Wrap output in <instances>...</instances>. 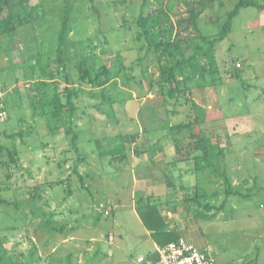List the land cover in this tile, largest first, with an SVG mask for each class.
<instances>
[{"label": "rangeland", "instance_id": "obj_1", "mask_svg": "<svg viewBox=\"0 0 264 264\" xmlns=\"http://www.w3.org/2000/svg\"><path fill=\"white\" fill-rule=\"evenodd\" d=\"M236 2L13 0L12 10L21 21L27 20L0 40V81L9 112L0 123V264H139V254L154 253L146 251L152 247L133 213V173L129 161L120 157L122 150L116 149L121 138L115 137L138 131L137 102L124 91L125 85L136 93L162 96L158 83L165 55H145L144 37L137 36L141 13L150 18L157 41L200 55L204 77L194 78L190 86L216 85L228 115H244L250 109L257 140L245 137L235 146L251 151L259 144L264 138V109H259L264 101L257 100H264V8L241 7L227 36L213 47L208 43ZM65 14L71 33L63 70L57 46ZM179 40H184L182 48ZM140 57L145 59L136 65ZM83 62L135 68L127 73L122 68L121 76L103 92L94 88L82 94L72 122L67 110L62 120L33 115L32 105L41 96H52L67 82L76 84ZM43 66L50 77H43ZM174 99L166 96L148 105L155 109L156 123L189 120L195 107L188 89ZM251 99L257 100L255 106H250ZM147 108L138 116L143 128L153 124L145 115ZM72 130L78 133L76 144ZM100 150L109 154L101 155ZM237 150L229 160L228 177L240 175L237 189L247 196L237 194L235 207L217 197V207L207 215L210 221L203 224L210 243L205 249L217 264H264V167L255 164L252 151L243 154L246 163L238 167ZM9 151L15 152L14 161ZM73 234L76 240H67Z\"/></svg>", "mask_w": 264, "mask_h": 264}, {"label": "crops", "instance_id": "obj_2", "mask_svg": "<svg viewBox=\"0 0 264 264\" xmlns=\"http://www.w3.org/2000/svg\"><path fill=\"white\" fill-rule=\"evenodd\" d=\"M244 67L245 64L243 62V69ZM189 84L190 81L187 82L189 87L188 94L190 102L195 104V108H192V113L187 116L189 119L197 118L201 121L200 132L211 140L214 147L223 149L220 166L226 169L228 175L229 160H231V156H237L236 150L238 148L235 145L239 144L245 137L250 138V140H257L254 135L256 126L254 116L250 114V109L249 114L228 115V112L222 108L220 93L217 86L213 83L207 86L199 84L195 87ZM87 90L89 88L84 87V95ZM124 91H130L133 100L135 103L137 102L135 117L138 131H128L125 134H117L115 137L120 136L126 154L124 160L127 159L129 161L127 166H130L133 173L131 196L133 206H135L133 213L137 221L142 225L145 236L148 237L147 242L152 247L146 251L150 253L154 250L155 253L158 244L151 237L150 231L144 226L137 212L139 201L143 204L146 202L155 203L165 219L167 229L175 232L178 237L184 238L199 248L209 247V239L203 224H207L210 221L207 215H210L209 211L211 209L217 207L216 199L218 196L221 200H226L227 204L231 203L235 207L233 202L236 200L234 198L237 197V194H244L243 191L237 189L239 181H241L240 175H233L234 178L230 180L232 190L237 193L227 196L222 177H217L209 171H198L196 169L195 157L200 152L190 151L188 143L191 139H188L187 142V131L177 133L175 130L172 131L154 120L155 109L151 110V108L147 107L154 101H157V103L165 101V97H158L156 94L152 96L151 92L147 94L144 92L136 93L133 87L129 88L126 85ZM262 93L264 94V88ZM257 100L260 102L264 101L260 98H257ZM257 100L253 99L250 102V106H255ZM247 102H249L248 97ZM76 104L78 110L79 100ZM184 106L189 107V105ZM260 107V111L264 109V105ZM145 108H147L145 115L149 116L151 123H153L148 128H143L142 124L139 123L138 117L141 112L143 115L144 110L142 111V109ZM168 109L170 108L168 107ZM76 111L72 112L69 118L76 119ZM164 111L168 112L166 108ZM261 139L259 138L260 142L258 141V145L251 148L253 155L251 157H253L255 164L263 165L264 167V138ZM179 145H182L183 152L186 153L181 158L177 155V146ZM246 151L251 152L246 147L237 150L240 157L239 161H237L238 167L242 166L243 162L246 163L243 158V154ZM244 181L246 182V179ZM72 194L74 193L71 192L70 195ZM227 204L225 206L222 205L223 207H221L222 209L219 208V212L224 210ZM107 211L109 212L108 214L104 212L106 215L111 214L109 210ZM216 217L215 215L210 219ZM69 239L72 241L76 240V236L73 234L67 238V240ZM141 255L144 254H139L138 256Z\"/></svg>", "mask_w": 264, "mask_h": 264}, {"label": "trees", "instance_id": "obj_3", "mask_svg": "<svg viewBox=\"0 0 264 264\" xmlns=\"http://www.w3.org/2000/svg\"><path fill=\"white\" fill-rule=\"evenodd\" d=\"M13 0H0V37L3 35H10L15 32L17 26L22 24L25 20H20L18 13L12 10ZM256 6L259 8H264V4L259 3L257 0H237L234 8L228 13L227 20L221 27L216 36L208 40L210 46H214L218 42L222 41L227 34L231 31L233 18L237 15L239 9L243 6ZM67 12V11H66ZM192 19V24L197 25V18L190 14ZM150 18L145 16L143 13L139 16L138 25H140L141 30L138 32V38L144 37L145 41V55H156L158 58L165 55V61L161 64L160 68V83L159 94L164 97L174 98L178 94L184 93L188 89L187 82L191 81L195 77L204 76V69L201 66L200 55L195 51L187 52L183 50L184 40H179L177 42L178 46L182 49L176 50L175 46L163 42L162 40L157 41L154 32L148 25V20ZM71 33V27L69 26L68 15L65 14L62 20L61 30H60V40L57 46L59 53L58 66L62 67L63 70L66 69L64 61V52L67 44L66 37ZM204 39L205 36H202ZM143 48V46H142ZM187 53V54H186ZM146 57V56H145ZM145 58L140 57L139 61H136V65L143 62ZM127 73V70L134 71V64L127 67L125 64L120 66H114L109 68L107 65L100 66H89L83 62V65L79 67L78 81L76 84H69L67 82L63 85V89L57 90L52 94V96H41L39 101H37L32 107L34 108L33 115L40 114L45 116L47 120L50 118L61 119L62 113L65 110L71 113L77 110V101L80 99L81 95L84 94V87L89 89H99L100 91H105V87L112 80L121 76V69ZM42 74L44 76H49L44 66L42 67ZM125 75V74H124ZM50 77V76H49ZM68 75H66V80H68ZM127 77H129L127 75ZM131 77V76H130ZM181 77V79H180ZM133 78V76L131 77ZM134 80V78H133ZM52 82L56 79H51ZM47 84L45 80L41 81ZM58 86V83H56ZM153 87V86H152ZM103 95V94H102ZM195 107V104H193ZM39 111V112H38ZM73 119H71L72 122ZM200 122L197 118L187 119V121L179 122L177 124L170 125L169 123L165 125L166 128L175 130L177 133L182 131H187V139H191L188 144L190 151H199L200 153L195 157L196 169L198 171H209L217 177H222L224 180V185L226 187V194H236L231 188V181L227 175L226 169L221 168L220 161L223 155V149L214 147L211 140L200 132ZM196 128V130H195ZM72 128H70L71 130ZM73 131L72 144H76V138L78 133ZM101 144L100 141L98 142ZM117 145V150L121 149V158L125 159L126 154L124 152V144L119 143ZM115 150L114 152H116ZM11 160L14 161V151H9ZM101 155L109 154L108 151L100 150ZM177 155L179 158L186 155L183 152L182 145L177 146ZM221 207V206H220ZM219 209V208H218ZM137 212L147 230L150 231L151 237L158 246H165L166 244L177 240L179 237L173 231H170L166 227L165 219L161 215L158 206L153 202L140 203L138 202Z\"/></svg>", "mask_w": 264, "mask_h": 264}, {"label": "built area", "instance_id": "obj_4", "mask_svg": "<svg viewBox=\"0 0 264 264\" xmlns=\"http://www.w3.org/2000/svg\"><path fill=\"white\" fill-rule=\"evenodd\" d=\"M6 92L0 81V123L9 118L5 102ZM105 213L109 212L106 210ZM136 261L139 264H217L208 249L199 248L182 237L165 246H158L152 255L138 256Z\"/></svg>", "mask_w": 264, "mask_h": 264}]
</instances>
